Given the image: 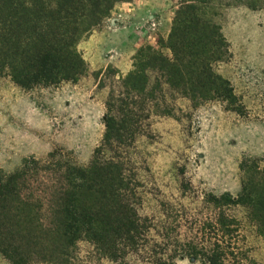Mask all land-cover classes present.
Here are the masks:
<instances>
[{"label": "rangeland", "instance_id": "rangeland-1", "mask_svg": "<svg viewBox=\"0 0 264 264\" xmlns=\"http://www.w3.org/2000/svg\"><path fill=\"white\" fill-rule=\"evenodd\" d=\"M183 1L117 2L78 45L88 66L78 80L24 88L10 75L2 76L0 171L14 172L26 158L44 159L54 150L88 166L105 133L110 92L122 90V78L134 69L139 50L151 46L172 57L166 44ZM211 12L229 45L228 55L214 69L230 81L237 103L218 99L196 104L151 71V99L131 104L133 132L115 153L124 163L131 201L154 225L149 238L158 240V250L169 246L168 264H204L171 256L179 241L194 235L199 219L214 215L206 195L230 192L236 197L244 162L264 169V1L214 0ZM101 31L109 43L89 53L86 41ZM231 212L241 220L237 246L251 259L246 264H264V237L243 206ZM69 252L70 264H154L147 251L129 250L112 260L87 240ZM0 264L12 263L0 252ZM29 264L62 262L37 253Z\"/></svg>", "mask_w": 264, "mask_h": 264}, {"label": "trees", "instance_id": "trees-1", "mask_svg": "<svg viewBox=\"0 0 264 264\" xmlns=\"http://www.w3.org/2000/svg\"><path fill=\"white\" fill-rule=\"evenodd\" d=\"M119 1L127 0H0V79L8 74L24 88L78 80L88 70L80 41ZM213 1L182 2L166 44L172 57L151 46L139 50L122 90L110 92L105 133L88 166L54 150L44 159L26 158L14 172L0 171V252L12 264H29L37 253L70 264L69 251L81 240L112 260L129 250L147 251L154 264H168L169 246L158 250V240L149 238L154 225L131 201V184L115 153L133 132L131 104L152 95L151 71L196 104L237 103L230 81L214 69L229 45L212 18ZM242 169L240 193H208L214 215L198 220L194 235L178 242L172 260L183 255L204 264L250 262L237 246L241 220L231 211L243 206L264 237V169L245 162Z\"/></svg>", "mask_w": 264, "mask_h": 264}, {"label": "crops", "instance_id": "crops-1", "mask_svg": "<svg viewBox=\"0 0 264 264\" xmlns=\"http://www.w3.org/2000/svg\"><path fill=\"white\" fill-rule=\"evenodd\" d=\"M108 41L109 39L107 37L106 31H101L99 33L92 34L91 37L86 41L85 47L88 48L89 53H93V51L98 53V51L105 48V46L109 43Z\"/></svg>", "mask_w": 264, "mask_h": 264}]
</instances>
